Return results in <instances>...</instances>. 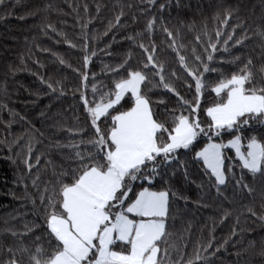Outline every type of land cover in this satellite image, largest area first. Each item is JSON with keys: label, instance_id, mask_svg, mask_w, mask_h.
<instances>
[{"label": "trees", "instance_id": "obj_1", "mask_svg": "<svg viewBox=\"0 0 264 264\" xmlns=\"http://www.w3.org/2000/svg\"><path fill=\"white\" fill-rule=\"evenodd\" d=\"M161 4L165 5L163 10ZM220 5L239 8L227 24L222 23L225 16ZM121 13L119 25L103 35L110 22L116 24V17ZM153 19L155 27L146 31V25ZM241 22L244 27L236 28L234 33L237 39L245 35V29L252 36L258 26H264V0H157L154 5L147 0H3L0 3V249L27 247L34 251L38 244L48 247L39 192L43 191L45 182L54 179V170L59 172L74 166L67 159L73 154L72 150L55 147L57 142L68 144L82 138L67 130L85 129L83 139L94 137L80 97L83 93L90 102L98 100V95L93 94V84L107 91L104 86L112 85L118 78L106 65L114 67L130 55L129 67L142 69L146 54L138 45L144 43L149 49L155 45L157 60L164 65L169 83L181 96L194 102V82L181 67L179 56H185L189 66H194L198 63L196 54L206 58L205 46L209 40L218 43L220 48L225 47L223 41ZM165 27L175 37V50L170 46L172 38L163 31ZM217 30L224 33L219 41ZM205 32L208 34L204 35ZM137 33L140 35L136 36ZM95 36L99 38H93ZM128 36H134L135 43L126 39ZM86 39L90 56L87 69L84 67ZM68 41L75 47H70ZM233 43L234 40L229 41L228 46ZM258 43V37L253 36L231 52L244 59L251 55L259 67L262 61ZM93 51L95 56L91 55ZM224 55L228 57L227 53ZM60 59L65 63H60ZM212 66L228 76L238 70L237 65L226 63L213 62ZM85 71L88 80L82 82ZM205 76L209 84L220 78L219 73ZM41 78L57 87V91L48 88ZM149 79L151 82L144 91L152 101L156 119L171 127L169 112L182 110L176 107L177 97L162 86H153L158 83V77L149 73ZM161 99L165 104L157 103ZM216 99L210 91L203 94L199 117L205 127L209 122L205 110ZM122 105L121 110L127 109L130 99L126 98ZM108 123L110 121L102 123V129L106 130ZM252 135L264 141V125L253 122L245 126L243 143ZM231 138L232 135L225 133L212 139L227 142ZM206 143L208 138L201 137L191 150H180L178 160L165 166L163 177L156 178L150 186L155 191L171 189L187 197V200L173 197L170 201L166 221L168 235L166 242L161 243V248H168L170 253L167 264H175L177 260L186 264L189 259L194 260L197 253L207 259L195 264H264V257L258 255L259 241L264 238V221L258 218L264 216V177L253 178L246 170L242 173L234 150L225 149L231 158L226 163L234 165L235 178L230 176L228 184L221 186L223 195H218L212 187L214 181L202 169V162L193 159L195 152ZM86 148L90 146L81 145L80 150ZM29 156L34 165L31 172L23 163ZM179 161L185 162V168L179 167ZM185 170L188 179H185ZM242 175L243 182L254 189L251 194L236 185ZM37 177L39 188L32 183ZM142 185L149 186L137 181L133 198ZM248 208H252L256 216L251 215ZM25 225L39 227L25 235ZM250 240L257 241L255 248H249ZM210 241L212 247L209 248ZM10 255L0 250V261L9 259ZM17 258L28 264L27 255L17 254Z\"/></svg>", "mask_w": 264, "mask_h": 264}, {"label": "snow or ice", "instance_id": "obj_2", "mask_svg": "<svg viewBox=\"0 0 264 264\" xmlns=\"http://www.w3.org/2000/svg\"><path fill=\"white\" fill-rule=\"evenodd\" d=\"M147 2L154 5L157 0ZM0 3H3V0H0ZM220 7L224 8L223 24H227L233 14L239 11L238 7L223 5ZM164 8L165 5L161 4L160 9ZM122 15L123 13L116 17V24L109 23L103 35H107L112 28L119 25ZM215 18H219V13ZM133 19L135 20V17ZM154 27L155 20H149L146 31ZM243 27V22L234 27L233 34H228L227 39L223 41L225 45L223 48L209 40L205 46L206 58L196 54L195 61L198 63L194 66H189L185 56H179L181 67L194 82V102L181 96L173 84L169 83L164 65L157 60L155 45H152L151 49L144 43L138 45L146 54V60L142 61V69L129 67L130 55L114 67L106 65L105 68L118 78L112 85L104 86L107 91H101L93 84V94L98 95V100L90 102L83 93L80 97L94 137L83 139L85 129L67 130L71 135H80L82 138L68 144L57 142L55 147L72 150L73 154L67 159L71 160L74 166L62 168L59 172L54 170V179L45 182L43 191L39 192L46 227L44 235L47 237L48 247L38 244L34 251L27 247L16 250L11 247L0 249L11 254L9 259L0 261V264H23V261L17 258V254L27 255L28 264H167L170 253L168 248H161V243L166 242L168 235L166 221L170 201L173 197L185 200L187 197H181L171 189L155 191L150 186L156 178L163 177L165 166H171L178 160L180 150H191L201 137H207L208 143L195 152L193 159L202 162V169L209 179L214 181L212 187L216 189L218 195H223L221 186L228 184L230 176L235 178L234 165L226 163L231 158L226 155L225 149L234 150L235 160L239 162L238 167L242 173L246 170V174L253 178L264 177V141L257 135H252L246 144L243 143L245 126L253 122L264 125V26H258L252 36H249L245 29L242 38H235V29ZM52 30L55 31L54 28ZM163 31L172 38L173 44L170 46L175 50L173 33L167 27L163 28ZM139 35L140 33L136 34ZM223 35L222 31L217 30L218 41ZM253 36L259 39L257 46L260 48L262 61L259 67L251 55L244 59L231 52L232 48L243 46L245 41L252 39ZM126 39L133 43L136 40L134 36H128ZM197 40H200L199 36ZM233 40L234 43L229 47V41ZM67 43L70 47H75L70 41ZM88 47L86 39L85 69L90 62ZM193 52L195 54V50ZM225 53L228 57H225ZM91 55L95 56L96 52L93 51ZM213 62L237 65L238 70L228 76L220 68L212 66ZM60 63L65 62L60 59ZM149 73L159 78L158 83L153 86H162L176 96V107L182 109L179 112L175 109L169 112L171 127L156 119L152 101L144 91L151 82ZM206 73H219L220 78L209 84ZM175 75L173 73V76ZM87 80L88 73L85 71L82 74V82ZM41 82L47 83L53 92L57 91V87L52 83L42 78ZM188 87L191 88L192 84ZM205 91H210L217 98L205 110L209 120L206 127L199 117ZM60 94H64L62 90ZM126 98L130 99V106L121 110L122 101ZM157 103L165 104V101L161 99ZM109 121L106 130L102 129L101 124ZM225 133L232 135L226 143H216L212 139ZM81 145L90 148L81 151ZM28 151L32 152L31 146ZM36 160L38 164L40 157H36ZM23 163L31 172L34 165L30 162V156ZM179 167L185 168V162L179 161ZM175 172L176 169L172 172L173 176ZM184 175L185 179H188L186 170ZM37 180L39 177L32 183L33 187L39 188ZM137 181L146 182L149 186L142 185L141 189L134 193L133 198ZM236 185L247 190L249 194L254 191L243 182V175L236 181ZM32 202L35 206V201ZM247 211L256 216L252 208H248ZM227 215L225 212V217ZM258 218L264 221V216ZM25 227L26 235L39 225ZM12 234L16 235L14 232ZM256 243L257 241L250 240L249 248H255ZM259 243L258 255L264 257V238H261ZM207 247H212L211 241ZM206 259L197 253L195 259H189L186 264H195L196 261ZM175 264H181V261L177 260Z\"/></svg>", "mask_w": 264, "mask_h": 264}, {"label": "rangeland", "instance_id": "obj_3", "mask_svg": "<svg viewBox=\"0 0 264 264\" xmlns=\"http://www.w3.org/2000/svg\"><path fill=\"white\" fill-rule=\"evenodd\" d=\"M215 142V141H214ZM216 143H220V142H216ZM226 143V142H225Z\"/></svg>", "mask_w": 264, "mask_h": 264}]
</instances>
